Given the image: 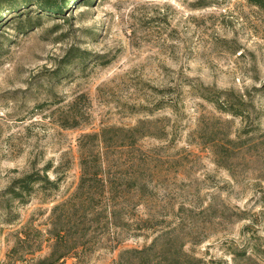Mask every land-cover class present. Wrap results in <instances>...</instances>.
Here are the masks:
<instances>
[{"label":"rangeland","instance_id":"obj_1","mask_svg":"<svg viewBox=\"0 0 264 264\" xmlns=\"http://www.w3.org/2000/svg\"><path fill=\"white\" fill-rule=\"evenodd\" d=\"M24 12L0 24V264L50 253L51 211L80 182L79 139L103 129L128 226L115 248L100 230L67 264H111L161 232L166 256L264 264V9L69 0L64 15ZM134 127L132 145L120 129ZM46 167L57 189L14 197L18 179Z\"/></svg>","mask_w":264,"mask_h":264},{"label":"trees","instance_id":"obj_2","mask_svg":"<svg viewBox=\"0 0 264 264\" xmlns=\"http://www.w3.org/2000/svg\"><path fill=\"white\" fill-rule=\"evenodd\" d=\"M250 1L264 9V0ZM68 2L69 0H0V24L2 15L7 13H15L22 19L26 15L24 10L30 6L38 9L37 14L64 15ZM109 130L85 134L79 139V185L70 197L56 204L51 211L46 232L47 241L51 243L50 253L37 260L32 258L29 264H67L68 258L81 261L88 247L95 243L97 232L100 230L107 235L112 248L121 242L114 230L128 226V223L122 220L123 209L120 206V198L124 197L127 186L122 176L111 174L107 167L108 162L104 156L109 146L106 141V133ZM120 131L132 135V145L142 136H137L139 127L124 128ZM49 170V167L44 169V176L35 172L18 179L12 190L14 197H23L24 193L31 195L41 182L43 187L52 186L57 189L60 178L57 181L51 180L47 174ZM132 181L135 187H139L138 175L132 178ZM38 232L41 233L39 230ZM168 235L169 233L161 232L150 245L142 249L122 251L111 264H200V260L183 249L177 254L166 256L165 244L160 248L159 244L166 241ZM40 250L41 245L31 254L34 255Z\"/></svg>","mask_w":264,"mask_h":264}]
</instances>
